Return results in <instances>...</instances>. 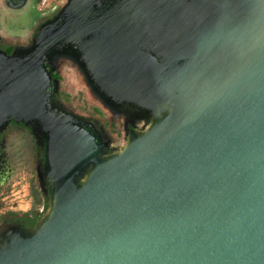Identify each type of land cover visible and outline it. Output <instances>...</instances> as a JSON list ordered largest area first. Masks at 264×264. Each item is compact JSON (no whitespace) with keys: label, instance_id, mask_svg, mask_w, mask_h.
<instances>
[{"label":"water","instance_id":"95a60500","mask_svg":"<svg viewBox=\"0 0 264 264\" xmlns=\"http://www.w3.org/2000/svg\"><path fill=\"white\" fill-rule=\"evenodd\" d=\"M137 26L154 45H124ZM60 53L146 116L118 151L54 103ZM7 116L48 136L50 204L0 264H264V0H66L0 51Z\"/></svg>","mask_w":264,"mask_h":264},{"label":"flooded vegetation","instance_id":"af4514ba","mask_svg":"<svg viewBox=\"0 0 264 264\" xmlns=\"http://www.w3.org/2000/svg\"><path fill=\"white\" fill-rule=\"evenodd\" d=\"M61 1H65L62 7ZM65 4L66 0H0V10L9 16L11 13L17 14L16 16L19 14L20 19L26 16L32 5L40 15L33 35L35 39L47 22L60 16ZM16 16L11 18L14 20ZM124 31L128 34L124 36V45H132L128 40L138 46L154 45L139 26L132 28L131 32L124 27ZM0 51L9 56L13 55L11 50H3L0 47ZM51 74L54 100L58 76L56 71ZM92 76L94 77V74ZM118 101L123 103L121 100ZM83 121L92 129L98 130L92 120L83 118ZM132 129H135L133 125L127 130L128 134ZM46 136L47 134L39 130L34 122L25 123L12 116L0 120V231L10 225L34 229L47 213L50 192L45 176ZM19 192L25 203L17 201Z\"/></svg>","mask_w":264,"mask_h":264},{"label":"rangeland","instance_id":"374dc122","mask_svg":"<svg viewBox=\"0 0 264 264\" xmlns=\"http://www.w3.org/2000/svg\"><path fill=\"white\" fill-rule=\"evenodd\" d=\"M65 1L60 2V6ZM33 4V3H32ZM0 10V47L11 50L12 54L28 53L33 48L34 32L40 15L34 7L25 17L17 14L10 16ZM16 16L13 20L11 17ZM51 58V57H50ZM47 61L48 70L57 72L54 103L63 111L92 120L101 131L108 144L107 153L118 151L127 142V130L132 126L139 127L146 122L145 115L137 110L124 107L110 95L104 93L91 74L86 73L82 64L66 56L58 54ZM84 70V72H83ZM17 201L25 203L19 192Z\"/></svg>","mask_w":264,"mask_h":264},{"label":"trees","instance_id":"16d2710c","mask_svg":"<svg viewBox=\"0 0 264 264\" xmlns=\"http://www.w3.org/2000/svg\"><path fill=\"white\" fill-rule=\"evenodd\" d=\"M45 164L48 165V136L45 137V149H44ZM35 228V227H34ZM32 230V229H31Z\"/></svg>","mask_w":264,"mask_h":264}]
</instances>
